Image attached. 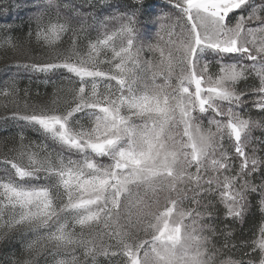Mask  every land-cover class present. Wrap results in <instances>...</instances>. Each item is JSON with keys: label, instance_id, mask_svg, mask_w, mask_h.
<instances>
[{"label": "snow or ice", "instance_id": "obj_1", "mask_svg": "<svg viewBox=\"0 0 264 264\" xmlns=\"http://www.w3.org/2000/svg\"><path fill=\"white\" fill-rule=\"evenodd\" d=\"M24 2L0 25V264H264V0L0 18Z\"/></svg>", "mask_w": 264, "mask_h": 264}, {"label": "rangeland", "instance_id": "obj_2", "mask_svg": "<svg viewBox=\"0 0 264 264\" xmlns=\"http://www.w3.org/2000/svg\"><path fill=\"white\" fill-rule=\"evenodd\" d=\"M160 2H163V0H160ZM30 6H31L30 3L24 2V7L18 13H14L13 15H11L8 18H0V25L11 23L12 25H14L16 27H26V25L24 23L27 19L26 9ZM4 76H6V70H5L3 62H0V77H4ZM28 83H29L28 81L24 80V81H22V86H24ZM32 86L37 91H40V92H44V91L48 90L44 87L42 81H36L35 84ZM6 134L7 133H5L3 130H0V136L6 135Z\"/></svg>", "mask_w": 264, "mask_h": 264}, {"label": "trees", "instance_id": "obj_3", "mask_svg": "<svg viewBox=\"0 0 264 264\" xmlns=\"http://www.w3.org/2000/svg\"><path fill=\"white\" fill-rule=\"evenodd\" d=\"M260 219V210L259 209H253V215L248 218V223L246 225H241V227L244 229L245 235H247L248 229L252 227L253 224L257 223ZM239 231V229H237Z\"/></svg>", "mask_w": 264, "mask_h": 264}]
</instances>
